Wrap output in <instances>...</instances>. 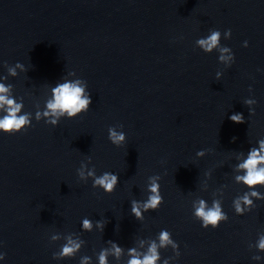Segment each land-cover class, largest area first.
Segmentation results:
<instances>
[{
  "label": "water",
  "instance_id": "water-1",
  "mask_svg": "<svg viewBox=\"0 0 264 264\" xmlns=\"http://www.w3.org/2000/svg\"><path fill=\"white\" fill-rule=\"evenodd\" d=\"M212 30L220 46L205 53L198 40ZM77 80L89 110L52 125V88ZM0 83L30 120L0 132V264H99L102 251L128 264L129 249L142 259L153 242L156 264H264V185L258 199L236 179L264 139V0H0ZM109 128L125 134L120 146ZM88 171L117 174L116 190L93 188ZM151 177L163 203L136 219L131 201L147 200ZM246 193L252 204L237 214ZM201 199L219 201L227 221L203 228ZM165 230L177 249L160 247ZM69 238L80 248L60 256Z\"/></svg>",
  "mask_w": 264,
  "mask_h": 264
},
{
  "label": "clouds",
  "instance_id": "clouds-1",
  "mask_svg": "<svg viewBox=\"0 0 264 264\" xmlns=\"http://www.w3.org/2000/svg\"><path fill=\"white\" fill-rule=\"evenodd\" d=\"M225 37L231 36V30L224 32ZM221 33L219 30H212L211 34L206 38L198 40V44L204 50L205 53H211L214 48L220 46ZM244 47H248V42H244ZM221 53H228L230 51L229 47H219ZM219 59L221 61H232L234 56L220 55ZM17 67H22L21 64L17 63ZM11 75H16L15 69H9ZM11 86H5L0 83V109L5 111V115L0 117V132L9 135L18 133L25 127V125L30 124L29 116L27 113L23 115H18L20 113L22 104L17 103L14 98L7 95L9 88ZM251 90V89H250ZM246 105H253L256 103L254 99H247L244 101ZM92 104L91 96L85 95V88L80 85V81H65L64 83L57 84L52 88V99L46 102V110L43 112L44 117H53L49 120L52 125L57 124V119L60 116L67 115L68 118H75L78 115L85 113L89 110ZM250 111L254 114V109L250 108ZM41 113L37 112L36 117L39 120ZM234 123L240 124L245 122V118L242 113H236L229 117ZM108 139L115 146H120L125 141V134H117L112 128L108 129ZM235 140V137H233ZM259 149L253 148L249 151L247 159L238 165L239 169L244 170V175L237 176L238 182H242L248 188L252 189L251 196H255L258 199L261 198L259 191L256 190L258 185H264V139L259 142ZM198 155H203V152H198ZM88 176L94 177L92 187L100 188L107 194H111L116 190L119 183V177L117 174L111 172H104L100 176H96L94 171H88ZM79 176L83 179L85 178V172L83 166L79 170ZM159 177H151L150 184L148 185V191L150 195L147 200L141 202L132 200L131 201V214L136 219H143L145 212L149 210H157L163 203V197L160 193V184L157 182ZM241 201L244 205L250 206L252 201L249 199L248 193L243 197L238 198L234 201L235 211L237 214L242 215L244 208L241 206ZM143 208V212L141 210ZM194 215L201 221V226L205 229L211 227L213 229L219 227L222 221H227V215L222 211L219 201H213L211 207L207 206L206 201L201 199L199 201V206L195 208ZM104 222L97 221L96 227L100 230L104 228ZM81 227L84 231L91 232L93 227L92 220L84 218L81 222ZM56 239V237H53ZM160 247H164L171 244L174 249L178 248V245L173 242L170 238L169 231H162L159 235ZM111 243V242H110ZM80 248V243L68 239V243L62 247L60 256H70L74 254ZM257 248L264 251V236H261ZM121 253V247L117 244H113V254L117 257ZM107 251H102L99 255V264H107ZM129 255L131 259L128 264H156L159 259V254L157 252V245L153 242L146 254L143 255L142 259L135 253V249H129ZM179 256V251L176 253ZM5 254L0 253V260L4 259ZM88 258L85 257V260ZM255 260H260V256L253 257ZM165 264L167 262L165 261Z\"/></svg>",
  "mask_w": 264,
  "mask_h": 264
}]
</instances>
